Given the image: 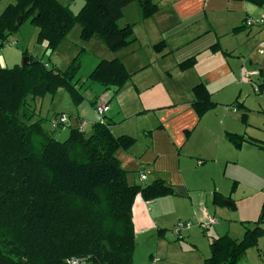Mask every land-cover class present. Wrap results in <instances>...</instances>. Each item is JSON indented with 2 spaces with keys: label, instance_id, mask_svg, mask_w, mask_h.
<instances>
[{
  "label": "crops",
  "instance_id": "crops-1",
  "mask_svg": "<svg viewBox=\"0 0 264 264\" xmlns=\"http://www.w3.org/2000/svg\"><path fill=\"white\" fill-rule=\"evenodd\" d=\"M153 3L157 12L146 19H141L136 1L123 8L121 24L131 25L135 37L127 48L111 52L97 37L86 42L102 60L121 61L130 74L123 87L104 90L88 81L82 91L77 85L82 95L79 104L64 100V90L30 103L44 117L38 118L47 122L57 114L65 115L68 126L57 129L60 133L79 126L86 132L98 122L95 105L105 103L104 119L111 134L134 139L127 151L115 153L127 183L146 186L164 180L175 190V195L153 201H144L139 195L134 199L135 244L136 240L154 242L148 259L140 264H201L210 256L213 239L228 234L240 240L244 234L240 222H255L264 216V150L250 142L264 147V8L232 0ZM249 18L262 23L246 27ZM159 43L164 46L155 49ZM42 51L46 52L45 43L40 44ZM54 58L59 59L60 67L63 58L58 54ZM190 58L195 61L193 66L180 69ZM10 62L7 55H0V68H7ZM251 71L258 74L243 76ZM200 84L215 107L198 117L192 104L193 88ZM56 96L67 103L64 108L61 101L49 108ZM226 134L245 141L235 148ZM142 174L145 178L140 180ZM178 189L185 196L178 195ZM215 194L227 206V198L233 201L236 210L213 204ZM206 217H213L215 223L202 229L199 224ZM178 220L192 226L175 236L171 230ZM181 240H187L186 244H179ZM171 247L186 252L189 262H179L170 253ZM245 258V264H264V235Z\"/></svg>",
  "mask_w": 264,
  "mask_h": 264
},
{
  "label": "trees",
  "instance_id": "trees-1",
  "mask_svg": "<svg viewBox=\"0 0 264 264\" xmlns=\"http://www.w3.org/2000/svg\"><path fill=\"white\" fill-rule=\"evenodd\" d=\"M64 1L10 0L0 13V50L27 20L37 29L36 42L51 50L45 61L22 52L29 57L25 67L0 68V264H67L71 258H84L87 264H132L135 197L153 201L175 195V190L164 180L129 185L115 153L127 151L134 139L114 137L106 122L93 124L88 134L70 128L67 138L58 141L42 128L44 119L29 121L34 114L30 102L60 89L74 104L82 101L74 80L81 67L79 55L64 70L52 63L53 53L74 26L80 28L81 41L97 37L109 51L117 52L135 41L131 25L120 23L123 8L136 1L141 19H146L157 6L153 0H84L85 7L75 17L68 9L74 0ZM232 1L264 8V0ZM163 46L159 43L155 49ZM194 63L190 58L179 67L188 69ZM129 78L121 61L112 59L99 61L87 81L118 90ZM193 94L198 117L215 107L203 85L195 86ZM226 136L235 148L245 141ZM250 142L264 150L259 142ZM224 200L215 194L213 204L223 205ZM263 222L261 216L243 223L246 230L240 240L228 235L213 239L210 256L202 264H236L257 248Z\"/></svg>",
  "mask_w": 264,
  "mask_h": 264
},
{
  "label": "rangeland",
  "instance_id": "rangeland-1",
  "mask_svg": "<svg viewBox=\"0 0 264 264\" xmlns=\"http://www.w3.org/2000/svg\"><path fill=\"white\" fill-rule=\"evenodd\" d=\"M61 1L65 2L64 0H61ZM9 2H10V0H0V13L3 11L5 5L8 4ZM79 31H80L79 26L78 25L74 26L73 29L68 34L67 39H65L59 45V47L53 53V56H54V54H58L59 56H61L63 58V63L61 64L60 69L64 70L69 66L72 59L75 58L77 55H79V60L81 61V67L78 70V72L76 73L74 80L78 81L77 85H81L80 91H82L86 87V85L90 84L86 80V78L88 77L90 72L93 70V68L97 65V63L99 61H101L102 59H101V56L99 54L94 53L93 49H91V47H90V44L86 43L87 41H81L80 40ZM35 32H36V28H34L32 25H30L29 21L27 20L20 25L18 31L15 34H13L9 37V39L7 41L8 44H5L4 47L0 50V55L5 54L10 58L11 62L9 63V66L7 68H11L14 65H21L22 64L23 58H24L22 56V52H27L28 54L31 53L35 58H37L39 60H42V61L46 60V58L44 56L45 53H43V51L39 52L40 44H38L35 40ZM12 42H16L17 44L9 45V43H12ZM80 50H82V51L80 52ZM54 59L59 60L58 58H54ZM12 63H15V64H12ZM60 90H63V89H60ZM60 90H58L56 92V94ZM52 96H54V95H52ZM70 99L71 98L67 93L66 98L64 100L70 101ZM64 100L63 99L60 100L56 96L54 98L53 103L49 106V108L52 109V108L57 107L60 101L62 102L61 108H64L67 104L64 102ZM31 109H32L31 113L33 114L34 105L32 106ZM46 109H47V107H46ZM44 112H45V110H44ZM39 116L43 117L41 113H38V109H37L36 111H34V114L32 115V117H29V121L32 123L33 121H36ZM41 126L49 135H51L52 137H54L58 141H63L67 138L68 129L62 133L56 132L57 130L52 131L53 130L52 126L45 119L42 121ZM65 128H67V127H65ZM89 132H90V129L86 128V134H88ZM231 202H232L231 206H227L226 204H223V205H221V207H226V210H228V211H235L236 206H235L233 201H231ZM224 203H225V200H224ZM215 205H220V204H215ZM210 208H212L211 204H210ZM223 219H224V221L229 220V218H223ZM243 223H245V222H240V225L242 226L243 233H244V231L246 230V227H243L244 226ZM248 223H250V222H248ZM262 224H264V222L259 225L261 228H262ZM263 231H264V229H263ZM209 233L210 232L205 231L203 234L206 236H210ZM224 235H228V234H224ZM229 237L232 238L231 236H229ZM232 239H234V238H232ZM186 242H187V240H181L178 243L185 245ZM258 243H259V240H258ZM189 245L192 248H195L194 244L190 241H189ZM153 246H154L153 241L143 242V241L139 240V242H138V240H136L135 249H134L135 253H134V258H133L132 264H140V261H142L144 259H148L149 253H150V251H152L151 249ZM209 249H210V247H209ZM170 253L172 255L178 257L179 262H181V263H188L189 262V257L187 256L186 252H183V251L179 252L178 250L171 247ZM160 259L163 261L164 258L160 257ZM245 260H246V258L244 255L242 258H240V260L236 264H245ZM152 261H157V259L154 258Z\"/></svg>",
  "mask_w": 264,
  "mask_h": 264
},
{
  "label": "built area",
  "instance_id": "built-area-1",
  "mask_svg": "<svg viewBox=\"0 0 264 264\" xmlns=\"http://www.w3.org/2000/svg\"><path fill=\"white\" fill-rule=\"evenodd\" d=\"M261 23H262L261 19L249 18V19L245 20V26L246 27H251L253 25H258ZM6 44H8V43H6ZM15 44L16 43H9V45H15ZM257 74H258L257 71H251V72H245L243 74V76L245 78H250L251 76H254ZM254 91H258V87L255 86ZM94 110H95V113L98 117V122L101 124H104L105 123L104 115L108 111V106L105 103L104 104L103 103L97 104V105H95ZM49 123L52 126V129H57V128L63 127V126L66 127L68 125V119L63 114H57L49 120ZM78 128H79L80 132H84V128L82 126H79ZM144 178H145L144 174L140 175V180H143ZM214 223H215V219L213 217H206V219L203 222H201L199 224V226L202 229H208L209 226H211ZM191 226H192V224L189 221L178 220L173 225V228L171 231L175 236H179L183 230H187V229L191 228ZM67 264H86V260L84 258H80V259L71 258V259L67 260Z\"/></svg>",
  "mask_w": 264,
  "mask_h": 264
},
{
  "label": "water",
  "instance_id": "water-1",
  "mask_svg": "<svg viewBox=\"0 0 264 264\" xmlns=\"http://www.w3.org/2000/svg\"><path fill=\"white\" fill-rule=\"evenodd\" d=\"M86 2L84 0H74L72 3H70V5L68 6L69 11L72 13L73 16H78L79 13L82 11V9L85 7ZM21 23V17H18L17 19V24ZM51 54V50H47L45 55L49 56ZM29 62V57L25 56L23 58V62H22V66L25 67V65ZM52 63L55 65H59V60L57 59H53ZM176 193L180 196H185V194H183V190L182 189H178L176 190Z\"/></svg>",
  "mask_w": 264,
  "mask_h": 264
}]
</instances>
